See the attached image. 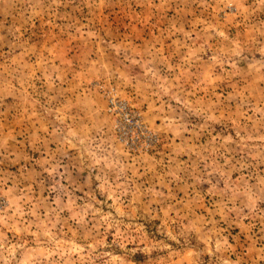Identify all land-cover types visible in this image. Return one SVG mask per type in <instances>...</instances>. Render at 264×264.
Wrapping results in <instances>:
<instances>
[{
  "label": "rangeland",
  "instance_id": "374dc122",
  "mask_svg": "<svg viewBox=\"0 0 264 264\" xmlns=\"http://www.w3.org/2000/svg\"><path fill=\"white\" fill-rule=\"evenodd\" d=\"M0 264H264V0H0Z\"/></svg>",
  "mask_w": 264,
  "mask_h": 264
},
{
  "label": "built area",
  "instance_id": "2783aa9c",
  "mask_svg": "<svg viewBox=\"0 0 264 264\" xmlns=\"http://www.w3.org/2000/svg\"><path fill=\"white\" fill-rule=\"evenodd\" d=\"M117 129L120 132L122 140L130 135L135 140L137 139V132L142 129L141 125L138 121H134L126 116L125 118L118 120L117 122Z\"/></svg>",
  "mask_w": 264,
  "mask_h": 264
},
{
  "label": "crops",
  "instance_id": "0c3cea01",
  "mask_svg": "<svg viewBox=\"0 0 264 264\" xmlns=\"http://www.w3.org/2000/svg\"><path fill=\"white\" fill-rule=\"evenodd\" d=\"M14 119H16V118H14Z\"/></svg>",
  "mask_w": 264,
  "mask_h": 264
}]
</instances>
